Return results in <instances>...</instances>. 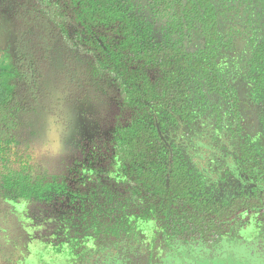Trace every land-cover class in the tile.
I'll return each instance as SVG.
<instances>
[{
  "label": "flooded vegetation",
  "instance_id": "1",
  "mask_svg": "<svg viewBox=\"0 0 264 264\" xmlns=\"http://www.w3.org/2000/svg\"><path fill=\"white\" fill-rule=\"evenodd\" d=\"M42 2H14L9 22L15 37L18 83L10 91L0 82V88L8 94L15 92L21 81L15 33L20 22L18 12L41 6ZM133 2L137 26L166 29L170 39H180L182 52L158 58H182L185 66L176 74L160 71L156 76L151 72H124L122 63L111 60L120 58V50L108 47H123V35L120 29L116 33L109 29L104 33L108 46L100 55L99 80L92 65V58L98 57L84 50L89 55L87 88L94 83L100 99L107 102L103 117L112 130V157L104 164L116 180L115 196L127 198L130 186H136L139 191L135 196L139 199L132 209L124 207L125 217L117 231L85 234L73 226V234L69 239L65 236L59 253L54 254L59 259L55 256L53 263L251 264L254 259L264 264V64L259 71H253L251 38L255 21L251 8L224 1L225 6L212 7L205 23L193 18L185 0ZM196 8L203 18L198 5ZM56 40L71 46L77 39L66 32ZM56 50L59 59L71 60L69 55L61 56L62 50L61 54L59 48ZM44 77L37 87V101L19 102L17 125L10 137L29 153L34 171L51 174L54 182L59 177L54 152L39 158L36 155L40 142H48L43 138L48 129L38 126L36 130L41 131L44 140L36 138L29 145L27 137L24 140L27 128L18 115L21 107L41 105ZM52 88L68 102H82L89 95L86 89L84 96L77 98L63 90L59 81ZM57 124V130L67 135L71 123ZM104 149L102 145L101 151ZM81 163L77 167L79 174L88 168L86 162ZM82 192V200L90 201L88 189ZM0 200L13 201L9 197ZM53 200H58V194L53 193ZM141 200L144 204L138 208ZM237 251L251 259L237 257ZM10 262L7 258L1 260V264Z\"/></svg>",
  "mask_w": 264,
  "mask_h": 264
},
{
  "label": "trees",
  "instance_id": "2",
  "mask_svg": "<svg viewBox=\"0 0 264 264\" xmlns=\"http://www.w3.org/2000/svg\"><path fill=\"white\" fill-rule=\"evenodd\" d=\"M42 1L41 6H32L24 12H18L20 22L15 33L19 40L16 48L17 70L21 81L12 94L0 88V197H9L13 201H45L53 193L68 199L82 198L84 195L83 187L79 190L70 187L71 174L60 175L53 182L51 174L34 171L33 164L29 162V153L23 152L10 137L17 125L15 114L19 102L22 99L29 104L37 101V87L49 70L57 73V81L63 90L72 92L77 98H82L85 94L89 60L81 58L75 65H71L66 58H57L56 48L60 50V47L65 46L63 41L56 40L61 34L67 32L75 36L77 40H73L72 48L76 47L80 53L87 49L96 54L98 58H92V65L99 80L103 59L100 55L105 54L108 46L104 33L109 29L113 33L120 29L119 33L123 35V47H108L120 50V58L111 60L122 63L124 72H151L156 76L160 71L176 74L185 66L182 58H158L182 52L180 39H170L166 29L137 26L134 18L136 4L133 0ZM164 1L156 0V4ZM177 1L179 3L180 0ZM224 1L229 0H202V3L199 0H185V4L193 18H201V22L206 23V16L211 13L212 7L225 6ZM231 3L251 8L255 21L251 38L254 48L253 71H259L261 64H264V0H231ZM197 5L203 18L200 17ZM177 7L180 5L177 4ZM155 15L158 17L156 12ZM156 22L163 20L157 19ZM114 66L116 67V63ZM160 78L161 81L164 80ZM78 184L80 183L77 182Z\"/></svg>",
  "mask_w": 264,
  "mask_h": 264
},
{
  "label": "crops",
  "instance_id": "3",
  "mask_svg": "<svg viewBox=\"0 0 264 264\" xmlns=\"http://www.w3.org/2000/svg\"><path fill=\"white\" fill-rule=\"evenodd\" d=\"M83 100H85L84 102L88 101L86 98ZM88 108L92 112L91 105H88ZM70 115V119L74 121L71 113ZM93 115L96 118L95 113ZM78 117L83 118V116ZM44 118L47 119L46 116ZM46 122L45 128L48 129V132L43 138L50 142L52 147L57 148L53 158L58 164V176L71 174L70 187L76 190V186L86 188L85 182L91 181V170L87 172L89 168L86 170L84 168L83 174L75 172H77V167L82 164L81 162L84 164L86 162L87 165L90 160L97 162L99 159L96 152L88 150V148L78 147L76 149L77 139L71 132V128L66 135L62 130L54 129L53 123L51 124L49 119L45 121V124ZM62 147L66 151L61 150ZM71 169H73L72 173H70ZM77 182L80 184L77 185ZM104 182L107 183L108 192L112 191L116 182ZM115 194L106 200L90 196V201L59 196L58 200H53V196H51L45 201L38 199L21 202L0 200V249L3 248V251H0V264L4 258L11 262L20 260L26 262L25 264H54L53 260L56 256L54 254L59 253L60 244L65 238L61 231L65 229L67 232L68 228H72V225L82 223L79 218L81 214H85L86 225H89L91 230L95 228L94 231L89 233L87 231L85 234L117 231L121 220L125 217L124 207L127 205L115 200ZM74 213L78 219L72 221L69 218ZM19 255L21 258L17 257ZM56 258L59 259V255Z\"/></svg>",
  "mask_w": 264,
  "mask_h": 264
},
{
  "label": "rangeland",
  "instance_id": "4",
  "mask_svg": "<svg viewBox=\"0 0 264 264\" xmlns=\"http://www.w3.org/2000/svg\"><path fill=\"white\" fill-rule=\"evenodd\" d=\"M16 0H0V82L6 88L7 90L12 91L16 84L18 83L17 78V71L15 70V60H16V54L14 51V43H15V37L13 35V29L12 25L9 22L10 13L12 12L14 8V2ZM70 41V40H67ZM73 44L60 47V54L62 50V55H69L71 57V60H69V63L71 65H75L78 60H81V58H87L89 55H87L85 52L79 53V50L75 47L72 48ZM59 54V55H60ZM58 55V54H57ZM58 58V57H57ZM89 60V59H87ZM89 63L87 64V66ZM88 71V69H87ZM49 73H47L42 81L41 85V105H38L37 107H34L32 109H26L21 107L18 115L20 116V119L22 120L21 123L25 125L26 135L24 137V140H26L30 145V141L33 139L38 138V140H42L40 133L36 130L38 126H43L45 128V120L49 119L50 123H53L54 129H57L58 126L60 127V124L56 123H62L65 122L71 123V132L75 134V138L77 139V148H88V150H92L96 152L97 162H94L93 160H90L88 162V170H91V181L85 182V186L88 189L91 196L96 197V199L100 200H106L112 197L113 194H115V184L113 185L112 191L109 190L108 192V186L107 183L104 181H109L115 183L116 180L113 179V177L109 174V168L107 165L104 164V160L108 157H112L111 153L109 152V148L112 142V130L109 128L110 123H106L104 116V110L107 108V102L104 99H100V95L96 92V89L93 87L95 84L91 83L88 84L89 88H87L88 92V98H96L99 101L90 103L89 101L84 102H68L64 97L53 90L52 86L57 82V78H55L54 71L49 70ZM55 81V82H54ZM102 100V101H101ZM109 102V107H112V103ZM88 105H91L92 112L89 110ZM70 113L74 117V121L70 119ZM96 115V118L94 117V114ZM47 117L44 118V117ZM78 116H83L81 119ZM105 120V121H104ZM73 125V127H72ZM61 130V129H60ZM25 134L24 132H22ZM20 136V132L17 134V137ZM23 138V137H22ZM44 140V139H43ZM43 145L42 141L40 142V149L36 155L39 158L40 155H45L46 152H55V149L57 148H51V143L48 144L44 142ZM104 145L105 152L101 151V146ZM65 146V145H64ZM38 148V147H36ZM108 148V149H107ZM61 150H64L62 147ZM66 151V150H64ZM108 153V154H107ZM116 167L115 165H112ZM113 167V168H114ZM77 172L78 169H77ZM75 172V173H77ZM117 175H119L117 173ZM104 180V181H103ZM80 187H78L79 189ZM85 189V188H84ZM83 189V190H84ZM131 193L129 197L125 198L122 197V200L116 199L118 202H123L127 207H134L138 199L135 194L139 191L138 187H132L130 186ZM137 199V202H136ZM142 201V200H141ZM143 201L138 203V208L143 206ZM76 213L71 214L70 220L74 221L78 219V216L76 218ZM80 224L78 225H72V228H68L67 232H65V229L61 231V233H64V235L69 239L71 235L73 234L71 231L74 228L76 229V226L78 228H81L85 233L88 231L91 232L92 230L89 228L90 226L86 225L87 220L85 217V214L80 215ZM98 225H100L97 222ZM96 225V224H95ZM97 225V226H98ZM152 223H150V226ZM77 238L76 236L74 237ZM237 257L243 256L244 259L248 260L250 257L245 256V254H242L243 252L237 251ZM251 259V258H250ZM253 263L251 264H260V260H254L251 259ZM248 262V261H245ZM26 262H23L22 264H25ZM249 263V262H248ZM8 264H19L16 261L10 262Z\"/></svg>",
  "mask_w": 264,
  "mask_h": 264
},
{
  "label": "water",
  "instance_id": "5",
  "mask_svg": "<svg viewBox=\"0 0 264 264\" xmlns=\"http://www.w3.org/2000/svg\"><path fill=\"white\" fill-rule=\"evenodd\" d=\"M95 230V228H92V231H94Z\"/></svg>",
  "mask_w": 264,
  "mask_h": 264
}]
</instances>
